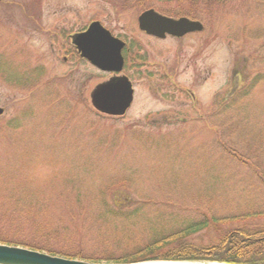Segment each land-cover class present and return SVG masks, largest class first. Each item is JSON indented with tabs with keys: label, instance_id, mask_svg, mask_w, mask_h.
<instances>
[{
	"label": "rangeland",
	"instance_id": "obj_1",
	"mask_svg": "<svg viewBox=\"0 0 264 264\" xmlns=\"http://www.w3.org/2000/svg\"><path fill=\"white\" fill-rule=\"evenodd\" d=\"M0 1L1 236L127 254L210 215L225 224L169 249L264 227V0L198 6L188 19L203 32L164 40L139 32L130 1ZM95 21L130 49L117 75L134 91L122 118L89 102L112 74L61 59L68 42L58 33ZM125 199L132 217L102 218L104 202Z\"/></svg>",
	"mask_w": 264,
	"mask_h": 264
},
{
	"label": "trees",
	"instance_id": "obj_2",
	"mask_svg": "<svg viewBox=\"0 0 264 264\" xmlns=\"http://www.w3.org/2000/svg\"><path fill=\"white\" fill-rule=\"evenodd\" d=\"M129 2L134 8L140 12L153 9L168 17H187L195 19L194 9L201 5H207L214 2L226 3L228 0H122V2ZM230 1V0H229ZM174 4L176 13L169 10V5ZM130 49H128V52ZM126 51V54H128ZM125 54V56H126ZM39 74V73H38ZM9 81L20 83L19 77L12 79L6 75ZM36 81V80H35ZM32 78L25 76V82L31 83ZM13 126H16L12 125ZM229 153V152H228ZM231 155V154H230ZM264 185V178L259 179ZM23 201L24 198L21 197ZM131 201L125 199L115 205V207H107L105 202L100 207L102 218L109 217L113 219L125 218L129 219L133 215L128 214L127 206ZM127 205V206H125ZM129 207V206H128ZM135 211V210H134ZM135 213V212H130ZM28 215L25 211L23 217ZM257 216V215H256ZM264 216V214H263ZM244 217V216H240ZM228 220V219H227ZM216 223L225 224L224 220H216L215 216L210 215L208 220L199 223H192L187 228L179 233L164 236L142 248H132L127 254L114 253H96L91 255L83 254L78 249L75 251L67 250L61 251L50 244H45L39 240H30L23 242L22 240H15L7 236L0 235V244L13 247H22L29 250L46 253L51 256H57L69 259L80 260L89 263H107V264H136L151 261H169V262H213L221 264H264V227L253 228L246 225V227L231 228L224 232H219L218 240L210 246L196 247L193 245H184L177 249H169L168 245L190 235L206 229L210 224L217 229ZM215 224V225H213ZM218 230V229H217ZM179 236V237H178ZM71 243H75L72 242Z\"/></svg>",
	"mask_w": 264,
	"mask_h": 264
},
{
	"label": "water",
	"instance_id": "obj_3",
	"mask_svg": "<svg viewBox=\"0 0 264 264\" xmlns=\"http://www.w3.org/2000/svg\"><path fill=\"white\" fill-rule=\"evenodd\" d=\"M136 26L146 36H151L159 40H164L167 36L180 39L186 35L203 31L202 24L197 21L187 18L173 19L165 17L154 10H147L139 14ZM74 45L81 57L96 67L97 70L114 74L122 71L124 61L121 53L125 44L113 37L100 23H92L86 32L75 37ZM132 99L133 89L131 83L125 77H118L116 79H109V81L96 86L90 94L89 102H91L93 109L102 115L122 117L131 106ZM2 114L3 110L0 108V116ZM155 263L149 262L147 264ZM0 264L105 263H88L79 260L61 259L60 257L50 256L26 248L0 244Z\"/></svg>",
	"mask_w": 264,
	"mask_h": 264
},
{
	"label": "flooded vegetation",
	"instance_id": "obj_4",
	"mask_svg": "<svg viewBox=\"0 0 264 264\" xmlns=\"http://www.w3.org/2000/svg\"><path fill=\"white\" fill-rule=\"evenodd\" d=\"M29 24H31V23H29ZM31 25H32V27H35V29H39V26H41V24L39 22H33ZM41 28H42V26H41ZM42 30L45 31L43 28H42ZM84 31H85V29L78 32V33H74L72 35L67 34L66 36L63 35L62 33H58V35L64 36V40H66L68 42V47L66 49L62 48V50H61L62 53L64 54L61 56V59H62L63 64L69 66L70 68H74V66L76 65L75 60H80V61L86 62L85 60H83L80 57V54L78 53L75 46L73 45V40H72V37H74L75 35H78L80 33H83Z\"/></svg>",
	"mask_w": 264,
	"mask_h": 264
},
{
	"label": "bare ground",
	"instance_id": "obj_5",
	"mask_svg": "<svg viewBox=\"0 0 264 264\" xmlns=\"http://www.w3.org/2000/svg\"><path fill=\"white\" fill-rule=\"evenodd\" d=\"M145 264H147V263H145ZM155 264H181V263H161V262H156Z\"/></svg>",
	"mask_w": 264,
	"mask_h": 264
}]
</instances>
